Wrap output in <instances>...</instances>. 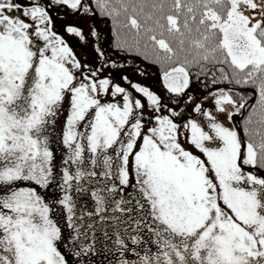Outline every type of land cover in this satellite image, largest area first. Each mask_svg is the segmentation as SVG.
I'll return each mask as SVG.
<instances>
[{
	"label": "snow or ice",
	"instance_id": "6c2138e0",
	"mask_svg": "<svg viewBox=\"0 0 264 264\" xmlns=\"http://www.w3.org/2000/svg\"><path fill=\"white\" fill-rule=\"evenodd\" d=\"M94 5L200 119L178 123L183 109L125 76L145 122L141 99L81 63L50 12L89 14L92 0H0V264H264V0Z\"/></svg>",
	"mask_w": 264,
	"mask_h": 264
},
{
	"label": "rangeland",
	"instance_id": "374dc122",
	"mask_svg": "<svg viewBox=\"0 0 264 264\" xmlns=\"http://www.w3.org/2000/svg\"><path fill=\"white\" fill-rule=\"evenodd\" d=\"M43 0H41L42 2ZM64 12V11H63ZM50 15L53 18L54 21V31H56L68 45L73 49L74 53L76 54L77 58L80 59L81 63H87L89 64L93 69H100L98 72V75L101 78H110L113 83L119 84L121 87H124L128 92H130L135 99H141L142 103L145 105L144 113L149 115V113L152 111V109L147 107V98L143 97L141 93L135 92V90L131 87V85L123 79V77H127L129 81L132 83H138L142 86L149 87L151 91L156 93L158 96L164 98V102L168 104V106L175 108L176 111H180L183 109V115L182 118L178 119V123H182L183 121H186L189 118V115H191L194 119H200L195 112L192 111V109L195 107V103L185 105L183 100L187 99V96H184L183 100L180 101L179 105H173L169 100H167V92L166 89L163 87L162 82V72L166 70V67L163 68L161 74L157 73V79L151 80L148 79V82L151 85L158 84L160 86L159 89H153L150 87L146 82H144V76H146L145 71L143 72L141 69H139L136 65H127V66H117L116 68L111 67L108 62L102 60L99 53L96 51V47L94 45L93 41V35L91 34V21H90V15L84 14L83 12L79 14H73L72 16H65L64 14H58L56 11L51 10ZM68 23H71L73 26L79 27L85 39L81 41L79 37H76L74 34H68L62 29V25H66ZM110 72V75H108ZM145 74V75H144ZM151 73L147 76L149 77ZM187 92V91H186ZM207 94V93H206ZM205 94V95H206ZM196 101L200 102L202 96H195ZM108 99H111V95L109 93ZM122 101V97H118ZM170 102V103H169ZM205 108H211L213 107L212 104L209 102H204ZM65 108H67V101L65 102ZM166 113V110H163ZM238 116H235L233 121L238 120ZM64 116L58 115L56 118V127L53 130L54 131V138H53V147L55 148V133H59L61 131V125L63 122ZM145 122H147L145 118ZM234 126L236 124L232 122ZM181 142L183 143V137H181ZM197 154H199L197 152ZM57 163L60 159V153L59 150H57ZM97 187L103 186L106 182L103 180L100 181H93L92 182ZM110 183V182H107ZM101 195H104L106 199L110 200V194L108 193H101ZM53 198L52 192H49V199ZM118 198V197H117ZM89 206L91 207V202H89ZM60 212L59 208L54 209V214H58ZM99 227V225H98ZM98 259V258H97Z\"/></svg>",
	"mask_w": 264,
	"mask_h": 264
},
{
	"label": "trees",
	"instance_id": "16d2710c",
	"mask_svg": "<svg viewBox=\"0 0 264 264\" xmlns=\"http://www.w3.org/2000/svg\"><path fill=\"white\" fill-rule=\"evenodd\" d=\"M44 2V0L42 1ZM85 3H89L90 0H84ZM92 7L93 11L89 13L90 15V21H91V27L94 29L97 33L96 36H93L94 45L97 48L101 49L104 53L102 60L108 62L111 67L116 68L117 66H127V65H136L139 69H141L143 72L145 71L146 76H144V82L148 84L153 89H159L160 86L158 84L151 85L148 82V79L151 80L157 79V73L161 74L164 67L167 68V65L161 66L158 63L154 62V57L149 56V58H145L142 54L138 53V51L133 49H120L116 46L115 43V36L113 32V23L110 18L102 16L98 10L95 9L94 0H92ZM53 11H56L58 14H64L63 9H57L53 8ZM65 15V14H64ZM73 14H68L65 16H72ZM115 65V66H113ZM192 71H196L193 69ZM151 75L147 77L149 74ZM144 74V75H145ZM193 82L190 86V89L186 90L189 94H192L193 96H203L206 94V92L203 90L202 86L196 83V78L193 76ZM203 79V77H201ZM241 91L247 92H253L252 89H240ZM252 103H255V100L253 99L251 101ZM170 103V102H169ZM245 115L247 113L245 112ZM242 117L238 116V120L233 121L236 124V129L238 131V134L242 141L246 140L244 134V127L241 124ZM252 128L255 127V125L250 126ZM258 140L259 138L256 137ZM122 219H125L126 217L121 216ZM98 237L102 240L103 239V233L98 232ZM98 259H103V257H99Z\"/></svg>",
	"mask_w": 264,
	"mask_h": 264
},
{
	"label": "flooded vegetation",
	"instance_id": "af4514ba",
	"mask_svg": "<svg viewBox=\"0 0 264 264\" xmlns=\"http://www.w3.org/2000/svg\"><path fill=\"white\" fill-rule=\"evenodd\" d=\"M128 191H131V189H128ZM49 192H53V189H49ZM121 219H122V217H121Z\"/></svg>",
	"mask_w": 264,
	"mask_h": 264
}]
</instances>
